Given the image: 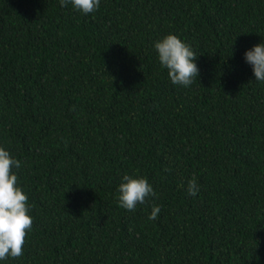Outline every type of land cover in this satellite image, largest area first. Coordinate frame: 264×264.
Instances as JSON below:
<instances>
[{
	"label": "trees",
	"instance_id": "obj_1",
	"mask_svg": "<svg viewBox=\"0 0 264 264\" xmlns=\"http://www.w3.org/2000/svg\"><path fill=\"white\" fill-rule=\"evenodd\" d=\"M168 34L197 57L188 87L159 62ZM262 42L264 0H0V147L33 218L0 264H264ZM125 174L156 193L134 211Z\"/></svg>",
	"mask_w": 264,
	"mask_h": 264
},
{
	"label": "clouds",
	"instance_id": "obj_2",
	"mask_svg": "<svg viewBox=\"0 0 264 264\" xmlns=\"http://www.w3.org/2000/svg\"><path fill=\"white\" fill-rule=\"evenodd\" d=\"M68 3L84 15L94 13L100 6V0H60L61 6H67ZM154 47L158 52L159 62L168 70L173 84L188 87L193 83V78L199 76L194 51L177 35H166L155 42ZM245 60L252 66L255 79L264 81V42L247 50ZM13 167L19 168L20 161L0 147V260L23 255L25 238L33 225L28 196L17 186L18 177L12 171ZM118 191L119 206L128 211H134L138 203L143 204L147 197L156 195L146 178L128 174L123 176ZM198 191L196 180H190L188 194L195 197ZM160 211L159 206H154L148 218L155 220Z\"/></svg>",
	"mask_w": 264,
	"mask_h": 264
}]
</instances>
